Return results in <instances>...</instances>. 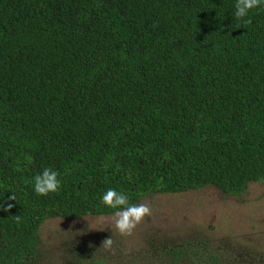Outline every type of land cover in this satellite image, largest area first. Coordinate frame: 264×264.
Instances as JSON below:
<instances>
[{"label":"trees","instance_id":"obj_1","mask_svg":"<svg viewBox=\"0 0 264 264\" xmlns=\"http://www.w3.org/2000/svg\"><path fill=\"white\" fill-rule=\"evenodd\" d=\"M235 3L0 0V264L48 218L118 211L109 188L137 204L264 178V3ZM45 168L60 188L40 196Z\"/></svg>","mask_w":264,"mask_h":264},{"label":"rangeland","instance_id":"obj_2","mask_svg":"<svg viewBox=\"0 0 264 264\" xmlns=\"http://www.w3.org/2000/svg\"><path fill=\"white\" fill-rule=\"evenodd\" d=\"M151 217L130 236L114 213L51 217L38 230L34 252L17 264H264V178L240 194L213 185L144 194ZM112 238V250L102 241Z\"/></svg>","mask_w":264,"mask_h":264},{"label":"clouds","instance_id":"obj_3","mask_svg":"<svg viewBox=\"0 0 264 264\" xmlns=\"http://www.w3.org/2000/svg\"><path fill=\"white\" fill-rule=\"evenodd\" d=\"M262 3L264 0H236L234 15L243 19L252 9L261 6ZM245 22L250 23V20ZM59 188L58 172L53 169L45 168L42 173L34 177V191L37 195L47 196L49 193L58 191ZM13 198L15 197L13 196ZM102 202L110 208L119 209L115 212L113 223L122 236H130L138 224L152 215L150 203L130 204L124 193L111 188L103 194ZM16 219L19 220V216ZM102 244L106 249L112 250L114 241L110 237L104 239Z\"/></svg>","mask_w":264,"mask_h":264}]
</instances>
